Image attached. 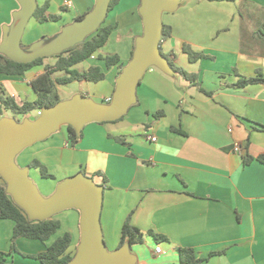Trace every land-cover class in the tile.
<instances>
[{"label": "crops", "instance_id": "crops-1", "mask_svg": "<svg viewBox=\"0 0 264 264\" xmlns=\"http://www.w3.org/2000/svg\"><path fill=\"white\" fill-rule=\"evenodd\" d=\"M64 1L36 0L40 15L60 19L47 21L52 33H45L42 24L47 22L38 18L29 28L30 20L22 39L27 36L28 47L43 35L55 37L95 5V0H70L68 7ZM140 5L141 0H119L108 14L115 21L108 26L119 27L121 22L134 26L127 62L120 61L110 71L102 67L105 85H88L72 97L81 94L101 103L113 97L120 66L131 61L135 40L143 33ZM19 9L16 0H0V43L3 28L13 23ZM166 14L163 23L171 33L161 40L162 53L176 66L197 74L201 88L211 96L178 74L168 76L151 68L137 88L136 105L125 117L86 125L77 144L64 126L26 148L30 151L20 166L28 168L29 175L35 169L40 188L50 196L61 181L78 173L95 176L98 183L105 177L101 216L105 243L109 251L117 250L131 217V224L145 234L143 243L131 246L137 264H180V249L194 250L202 264H264V164L256 160L264 155V83L237 86L242 78L264 74V40L255 36L264 24V0H183L176 12ZM186 46L207 58L191 63ZM44 72L45 65L25 76L0 75V99L9 97L19 105L35 102L38 95L31 81ZM3 117L7 116L0 107ZM235 145L241 146L242 154ZM245 157L254 160L245 165ZM34 161L53 178H43L40 169L31 167ZM69 216L73 227L61 236L71 234L69 253L75 255L80 214L72 211ZM14 227L13 221L0 220V252L9 254L7 262L42 264L13 252ZM150 231L165 239L159 243L161 253H156ZM55 240L44 244L19 238L15 245L25 254H38Z\"/></svg>", "mask_w": 264, "mask_h": 264}, {"label": "water", "instance_id": "water-1", "mask_svg": "<svg viewBox=\"0 0 264 264\" xmlns=\"http://www.w3.org/2000/svg\"><path fill=\"white\" fill-rule=\"evenodd\" d=\"M20 9L13 15V23L3 28L0 54L10 60L30 64L41 58L61 55L94 34L106 21L112 0H95V5L73 23L62 28L53 38H44L30 47H22L26 27L38 9L36 0H16ZM183 0H141L139 14L143 33L135 40L131 61L116 79L110 102L98 103L78 94L54 107L44 108L38 118L0 119V177L6 192L23 209L31 221H46L69 209L80 212V243L69 264H137L129 243L109 251L102 230L104 186L84 173L61 181L56 191L44 197L16 159L26 148L50 138L62 127L70 126L77 134L91 123L114 122L127 115L137 103V88L146 72L156 68L168 76H175L168 59L162 54L160 43L164 13L176 12Z\"/></svg>", "mask_w": 264, "mask_h": 264}, {"label": "trees", "instance_id": "trees-1", "mask_svg": "<svg viewBox=\"0 0 264 264\" xmlns=\"http://www.w3.org/2000/svg\"><path fill=\"white\" fill-rule=\"evenodd\" d=\"M208 1H226L234 2L236 0H208ZM119 3V0H112L109 13L113 8ZM41 14V9L38 8L33 17L40 19L43 22L47 21H58L59 16H49L44 17ZM80 16L78 19L83 18ZM107 21V19H106ZM106 21L103 25L91 36H89L83 43L76 45L75 47L64 51L61 55L51 57L55 59L53 65H46L44 62L47 58H41L30 64H21L14 62L7 58L6 56L0 54V75L6 76H25L28 71L37 66L45 65V72L33 81L31 85L35 92L38 95V98L35 102H25L21 105L16 103L12 98H2L0 99L1 109L11 110L15 114L27 115L33 111H41L44 108L54 107L61 100L58 87L66 86L74 82H91L99 83L106 79V73L104 68L100 66H91L87 70L79 71L74 69L78 64H81L85 61H88L94 57L99 50L104 48L113 32L114 27L106 25ZM170 30L166 25L163 26L162 39L170 35ZM255 36L264 40V24L260 29L255 33ZM23 47V46H22ZM135 49V43L132 49L131 59L133 57V52ZM184 52L188 55L189 61L195 63L203 58H207L206 55L202 53H197L193 51L190 47L186 46ZM163 54V53H162ZM164 55V54H163ZM165 56V55H164ZM167 58V56H165ZM98 59L105 62V68L110 69L113 66L120 64V57L118 55H108L106 57L98 56ZM173 70L179 76L183 77L188 83L198 87L202 92L211 96V93L205 92L199 82L198 75L194 73H189L183 68H180L174 64L172 60L167 58ZM124 66H120L119 74L122 72ZM64 73L63 76L55 77L57 73ZM264 83V74L258 72L256 76L252 78H242L237 83V86L244 88L248 85ZM70 133V138L73 144H77L83 137V133L77 134V132L70 126H66ZM178 133L182 131L178 129H173ZM254 160L253 157H245V165L250 164ZM259 162L264 164V155L256 158ZM31 167L38 168L41 171L42 177L45 179L53 178L52 175L48 174L46 168L38 161H34ZM106 183L105 177L99 185ZM7 185L3 182V185L0 186V220H11L15 223L14 233H13V245L15 248V242L19 238H26L31 240H39L42 243L49 242L54 235L60 230L61 222L53 218L46 221H31L26 214V212L21 209L12 199L10 195L6 192ZM75 210V209H74ZM77 211L79 214L80 212ZM148 235L153 236L157 242V246H160V242H164L165 239L159 235H155L153 232H148ZM145 240V234L138 228L134 227L131 224V217L127 219L122 229L121 241L119 248L123 247L126 243L132 245L141 244ZM72 245V236L69 233L58 237L52 244L47 246L46 250L38 253L37 255H23L25 257H33L40 261L42 264H69L72 261L75 255L69 253V248ZM156 246V247H157ZM218 253H213L211 256H214ZM9 255V254H8ZM7 254L0 252V264H14L12 262L8 263L6 260ZM180 264H202L203 259L197 258L196 253L192 249H180Z\"/></svg>", "mask_w": 264, "mask_h": 264}, {"label": "rangeland", "instance_id": "rangeland-1", "mask_svg": "<svg viewBox=\"0 0 264 264\" xmlns=\"http://www.w3.org/2000/svg\"><path fill=\"white\" fill-rule=\"evenodd\" d=\"M167 17H169V16H168V14L165 13V15L163 17V20L165 18V21H166L168 19ZM110 22L115 23L113 18L108 16L106 25L110 24ZM36 23H37L36 18H32L31 21H30V24H29V28H31ZM5 25H7V24H5ZM42 26H43V29L46 31L45 33H52L53 32L49 28L50 24H48V22L42 24ZM113 27H114V29H113L112 35H111L107 45L104 48H102L101 50L98 51V53L95 55L96 59H90V60L85 61V62H83L81 64H78V65H76L74 67V69H77L79 71H83V70L88 69L89 66L105 67V62L98 59V56H100V55L103 56V57H106L108 55H118L120 57L122 63H126L127 62L128 57H129V53H130V45H131L130 40H128V37H129L130 32L134 29V26H132V25H122V22H121V25H119V27H115V25H113ZM40 33H42V32H40ZM39 34H36L35 37L38 36ZM54 34H56V33H54ZM43 36H45V37H43ZM43 36H42L43 38H48V35H43ZM27 44H28V38L26 36L25 39L22 41V46H23L24 49L28 48ZM55 61L56 60L53 59V58H47L44 63H47V65H53L55 63ZM113 68L114 67L110 68L109 71L112 70ZM63 75H65V74L62 72V73H57L54 76L55 77H58V76L61 77ZM104 83L105 82H101V83H98V84H91V83H87V82H74V83L68 84L66 86H62L60 88L61 99H62V101L69 100V99L72 98V94H74L75 92L80 91L81 89L86 91V88H88L89 86H95V85L104 86L105 85ZM91 99L95 100L98 103L102 102L98 98L91 97ZM2 114H3V116H7V117L8 116H15L18 120H22L23 117H24L22 115L15 114L11 110H7V109H4V108L2 109ZM27 116L29 118H31V119L38 118V115L35 112H31V113L27 114ZM29 151L30 150L26 149V150H24L22 153H20L18 155V158L16 159V162H17V164L19 166L22 163L23 157L25 155H27L29 153ZM21 168H24V167H21ZM36 174H37L36 170L32 169L31 172H30L31 179L35 182V184L37 185V187L40 190L41 194L44 197H49L50 195H47V192L45 190H43L42 188H40V185H39L40 184V181H39L40 177H39V175L37 176ZM88 177L93 178L96 183L99 182V179L97 177H95V176L92 177V175H90ZM3 182L4 181L0 177V184L3 185ZM72 211H75V210L74 209L73 210L72 209L65 210V211H63V212H61V213H59V214L54 216V219L62 220L63 229L58 231L54 235L53 239H57L58 237H60L62 231L73 227L72 218H71V216H69L72 213ZM65 217H69V218L66 219ZM12 250H13L14 253L21 254L22 256L25 254L20 249H18V247H16V245H15V248H13ZM25 255H37V254H25ZM27 258L31 259V261L39 262L37 259H35L33 257H27Z\"/></svg>", "mask_w": 264, "mask_h": 264}, {"label": "built area", "instance_id": "built-area-1", "mask_svg": "<svg viewBox=\"0 0 264 264\" xmlns=\"http://www.w3.org/2000/svg\"><path fill=\"white\" fill-rule=\"evenodd\" d=\"M71 1L70 0H65L64 1V5L65 6H71ZM111 101V99H109L107 102H110ZM41 114V111H39V113H38V116ZM230 132H232V130H230ZM147 134V136H148V138L152 141V142H156L157 141V138L156 137H151L150 135H149V133H146ZM235 151L236 152H238V153H240V154H242V148H241V146L240 145H235ZM156 253H161V246H157L156 247Z\"/></svg>", "mask_w": 264, "mask_h": 264}]
</instances>
